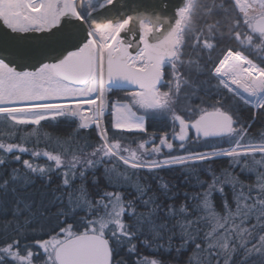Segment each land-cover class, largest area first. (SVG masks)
Wrapping results in <instances>:
<instances>
[{
	"label": "snow or ice",
	"instance_id": "snow-or-ice-1",
	"mask_svg": "<svg viewBox=\"0 0 264 264\" xmlns=\"http://www.w3.org/2000/svg\"><path fill=\"white\" fill-rule=\"evenodd\" d=\"M0 21V264H264V132L240 115H264V0H0Z\"/></svg>",
	"mask_w": 264,
	"mask_h": 264
},
{
	"label": "trees",
	"instance_id": "trees-1",
	"mask_svg": "<svg viewBox=\"0 0 264 264\" xmlns=\"http://www.w3.org/2000/svg\"><path fill=\"white\" fill-rule=\"evenodd\" d=\"M116 95L120 96V95H122V93H116ZM253 114H254V112L251 108L241 106L240 115L246 124L247 123L252 124V127L249 129V132L251 135H253L258 140L260 138V133L264 132V115H262L260 112L255 113L256 118L253 121V119H252ZM148 128H149V132H155L157 135H159L163 131H169L170 130L168 127L167 121H165L163 119H150L148 122ZM45 130L54 136H62L65 134L66 131H68L70 129H69V126L67 124H65V125H61L59 128L50 127V128H46ZM82 135L87 137V139L90 142H95L97 139L95 134L92 133L90 130L87 132H83ZM200 150H205V149L200 148ZM24 158H28V157L25 156ZM13 166L18 167V165H13ZM213 167L217 170V172H219L220 169L227 168L228 164L224 160H218L213 164ZM159 175L161 177H163L165 181H168L172 184H175L177 186V188L180 190H187V191L191 190L184 184V176L180 171H167L166 170V171L160 172ZM201 178L206 179L207 177L202 175ZM241 179H244V177L242 176ZM149 181L153 183V186H155L156 182L153 181L151 177H149ZM194 182L195 181L193 179V183ZM58 183H59L58 178L53 177V183H52L51 187L55 188V186ZM43 184H44L43 181L37 180L36 187L39 189L43 186ZM141 251L144 255H149V256L151 255V253L146 249H141Z\"/></svg>",
	"mask_w": 264,
	"mask_h": 264
},
{
	"label": "water",
	"instance_id": "water-1",
	"mask_svg": "<svg viewBox=\"0 0 264 264\" xmlns=\"http://www.w3.org/2000/svg\"><path fill=\"white\" fill-rule=\"evenodd\" d=\"M3 28H4V26L2 24V21H0V30H3ZM256 113H258V112H256Z\"/></svg>",
	"mask_w": 264,
	"mask_h": 264
},
{
	"label": "rangeland",
	"instance_id": "rangeland-1",
	"mask_svg": "<svg viewBox=\"0 0 264 264\" xmlns=\"http://www.w3.org/2000/svg\"><path fill=\"white\" fill-rule=\"evenodd\" d=\"M197 147H200V146H197Z\"/></svg>",
	"mask_w": 264,
	"mask_h": 264
}]
</instances>
